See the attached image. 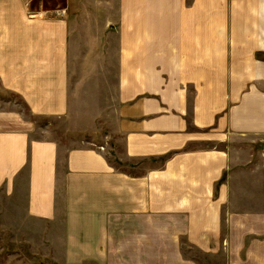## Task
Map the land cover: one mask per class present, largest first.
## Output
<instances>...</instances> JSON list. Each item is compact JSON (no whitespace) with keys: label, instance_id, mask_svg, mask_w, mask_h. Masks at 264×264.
Segmentation results:
<instances>
[{"label":"crops","instance_id":"obj_1","mask_svg":"<svg viewBox=\"0 0 264 264\" xmlns=\"http://www.w3.org/2000/svg\"><path fill=\"white\" fill-rule=\"evenodd\" d=\"M0 104L3 214L58 264H264V0H0Z\"/></svg>","mask_w":264,"mask_h":264},{"label":"rangeland","instance_id":"obj_2","mask_svg":"<svg viewBox=\"0 0 264 264\" xmlns=\"http://www.w3.org/2000/svg\"><path fill=\"white\" fill-rule=\"evenodd\" d=\"M62 1L63 0H34L36 4H41L43 8L47 9L59 7ZM72 124L73 121H69L68 124L64 122L61 127L62 130H58V132H55L53 130L50 131V129H47L49 127V121L38 122V125L40 127L48 130V132L44 134L45 137H58V139H60V141L64 145L81 143L89 137V134H82L80 132L79 128L81 127V125H78L80 127L77 131L75 130L76 121L74 122L75 128L69 130V127L67 126ZM54 126L55 125H53V127ZM69 138H72L73 141ZM258 143L259 142L251 143L253 147V155L251 156V160L254 163L264 161V143L260 142V145ZM261 147L263 148V151L260 150ZM249 181L250 182L247 184L243 183L242 185L240 184L236 186L243 187L244 190L245 188H247L250 192L264 191V168H258L252 163L249 170ZM2 196V189L0 188V264H5L7 255L12 254H19L22 257V260H20L19 262H7V264H58L56 260L48 255L47 250H43L44 252L46 251V254H44L42 252V249H34V247H32L33 244L31 246L27 245L28 242L25 241V239L29 237H27L28 234L25 233V231L23 232L22 230L24 229V222L26 223L24 217L21 215L19 209L16 210L15 216L13 218L8 219L7 217H5L2 210L4 202ZM32 223L26 224H31L28 226L33 227V225L35 224L32 225Z\"/></svg>","mask_w":264,"mask_h":264}]
</instances>
